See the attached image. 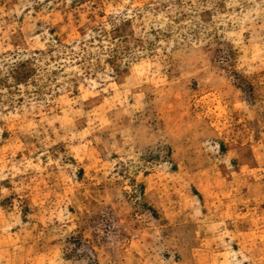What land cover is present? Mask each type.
<instances>
[{"label": "rangeland", "instance_id": "1", "mask_svg": "<svg viewBox=\"0 0 264 264\" xmlns=\"http://www.w3.org/2000/svg\"><path fill=\"white\" fill-rule=\"evenodd\" d=\"M0 264H264V0H0Z\"/></svg>", "mask_w": 264, "mask_h": 264}]
</instances>
